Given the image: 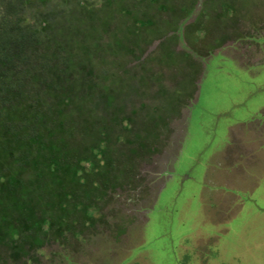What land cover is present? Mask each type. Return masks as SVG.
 <instances>
[{"label":"rangeland","instance_id":"obj_1","mask_svg":"<svg viewBox=\"0 0 264 264\" xmlns=\"http://www.w3.org/2000/svg\"><path fill=\"white\" fill-rule=\"evenodd\" d=\"M23 2L41 63L71 92L83 150L59 176L75 189L50 204L54 224L20 200L0 210V264H183L182 238L223 226L225 257L264 264V198L244 191L264 172L218 154L264 120V68L226 57L264 54V0Z\"/></svg>","mask_w":264,"mask_h":264},{"label":"trees","instance_id":"obj_2","mask_svg":"<svg viewBox=\"0 0 264 264\" xmlns=\"http://www.w3.org/2000/svg\"><path fill=\"white\" fill-rule=\"evenodd\" d=\"M23 3L0 0V176L16 187L0 191V210L18 209L20 200L30 215L49 213L50 226L59 210L50 204L66 189H75L59 176L69 173L73 147L80 152L83 147L72 138L71 92L54 69L41 63L42 34L24 27ZM60 104H69L68 110L62 113ZM72 196L81 197L77 190Z\"/></svg>","mask_w":264,"mask_h":264},{"label":"crops","instance_id":"obj_3","mask_svg":"<svg viewBox=\"0 0 264 264\" xmlns=\"http://www.w3.org/2000/svg\"><path fill=\"white\" fill-rule=\"evenodd\" d=\"M262 19H264V15L261 17V24ZM250 44L255 45L253 42ZM255 47H257L255 45ZM245 58L247 57L250 59L249 62L240 61L242 56L240 54H237V56H229L226 55L227 58L234 59L238 63V65L241 68H244V70H248L250 65L254 64L257 67L260 66V68H257L256 72L263 71L264 68V54L258 50L251 51L248 54H244ZM249 124V125H248ZM249 131L246 132L244 137V143L243 147L241 148L239 146L238 149L232 151L233 149L229 147L223 150L222 152H218L219 155H231V154H243L244 156V162L243 167L244 170L239 168L243 171H249V172H264V120L261 119H255L252 120L246 124ZM232 129L234 127H230V133L232 132ZM241 138V137H237ZM242 167V168H243ZM253 180L257 181L255 177L253 176ZM229 186H234L232 182L228 183ZM260 189L262 195L259 196V200H251L252 202H262L264 198V177L261 178V180L258 182L253 183L252 181L247 182L244 186V191L248 190L247 192H254ZM246 193V194H248ZM233 196V195H232ZM248 196V195H245ZM219 197H223L220 195ZM252 197V196H250ZM263 197V198H262ZM219 199V198H218ZM224 199V198H223ZM264 201V200H263ZM230 226H223L213 229V232L209 234V232H203L198 230L195 234L191 235L190 238L193 240H189L187 238H182V240L179 243L180 251H183L182 256H186V261H184L183 264H234L231 261L234 259L236 254H231L228 257H225L224 250L225 247L221 245V236H225L226 234H230L231 232ZM215 231V232H214ZM223 242V241H222ZM225 244V242L223 243ZM143 255V254H142ZM143 257V256H140ZM182 261V259H181ZM182 264V263H181Z\"/></svg>","mask_w":264,"mask_h":264}]
</instances>
